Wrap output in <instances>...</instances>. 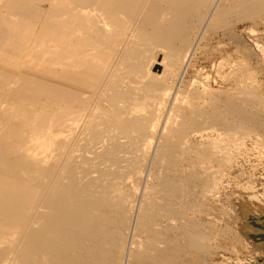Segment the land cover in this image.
Listing matches in <instances>:
<instances>
[{
	"label": "bare ground",
	"instance_id": "6f19581e",
	"mask_svg": "<svg viewBox=\"0 0 264 264\" xmlns=\"http://www.w3.org/2000/svg\"><path fill=\"white\" fill-rule=\"evenodd\" d=\"M223 1L1 4L0 264H159L177 257L179 232L202 247L188 216L210 182L194 169L175 174L176 160L222 117L238 137L253 119L238 97L221 112L196 98L175 103L174 116L166 109L204 30L224 22ZM263 9L264 0L240 4L244 15Z\"/></svg>",
	"mask_w": 264,
	"mask_h": 264
},
{
	"label": "rangeland",
	"instance_id": "374dc122",
	"mask_svg": "<svg viewBox=\"0 0 264 264\" xmlns=\"http://www.w3.org/2000/svg\"><path fill=\"white\" fill-rule=\"evenodd\" d=\"M241 1L220 3L219 10L225 13L221 21L225 23H221L223 26L210 25L204 30L191 67L181 81V91L174 95L177 100L167 106L166 115L173 108L175 113V103L181 108L193 98L204 111L210 113L215 106L221 112L223 99L238 97V104H243L242 112L251 117L254 124L247 121L241 124L243 127L239 125L246 133L238 137L239 134L232 135L223 130L225 124L233 120L226 115L206 126L207 132L190 135L191 153L187 152L186 157L179 156L173 171L180 169L187 174L188 170L194 169L201 182H210V192L201 188L196 190L197 200L188 216L196 220V231L200 229L199 234H205L206 239L199 244L202 247L194 250L179 232L176 239H180L175 241L179 249L175 254L177 257L159 264H264V9L244 15L240 11ZM3 2L5 0H0V16L6 15L1 8ZM153 72L158 74L161 70L154 69ZM202 87L207 89L206 94L202 93ZM217 101L220 102L218 106ZM179 219L174 221L176 227L182 223ZM180 228L184 229V226ZM146 262L140 264H152Z\"/></svg>",
	"mask_w": 264,
	"mask_h": 264
}]
</instances>
